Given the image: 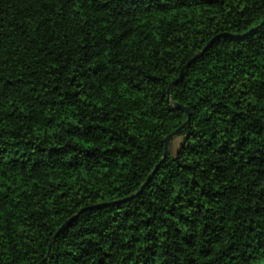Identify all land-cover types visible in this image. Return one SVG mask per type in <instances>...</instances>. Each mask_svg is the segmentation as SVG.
Segmentation results:
<instances>
[{
	"label": "trees",
	"instance_id": "1",
	"mask_svg": "<svg viewBox=\"0 0 264 264\" xmlns=\"http://www.w3.org/2000/svg\"><path fill=\"white\" fill-rule=\"evenodd\" d=\"M0 264H264V0H0Z\"/></svg>",
	"mask_w": 264,
	"mask_h": 264
},
{
	"label": "water",
	"instance_id": "2",
	"mask_svg": "<svg viewBox=\"0 0 264 264\" xmlns=\"http://www.w3.org/2000/svg\"><path fill=\"white\" fill-rule=\"evenodd\" d=\"M209 48V47H208ZM207 48V49H208ZM207 49L205 50V51H207ZM204 51V52H205ZM204 53H202V54H200L199 56H197L194 60H192L187 66H186V68H188V67H190L195 61H197L202 55H203ZM183 72H182V74H181V76H180V78L176 81V82H174L173 84H172V86L170 87V90L168 91V98H169V101H171V88L173 87V86H175V85H177V84H179L180 82H182L183 81ZM176 108H178V109H182V107L181 106H179V105H177L176 106ZM186 112H187V114H188V120H187V122L181 127V128H179L176 132H174L173 134H171L167 139H166V141H165V157H166V153H167V150L169 149V146H170V144H171V141L175 138V137H177L189 124H190V115H189V113H188V111L186 110ZM158 169H159V166L156 168V170L153 172V174L148 178V180L146 181V183L143 185V187H142V189H141V191H143L145 188H146V186L150 183V181L152 180V178H153V176L155 175V173L158 171ZM141 191H140V193H141ZM139 193V194H140ZM138 194V195H139ZM137 195V196H138ZM136 197V196H135ZM135 197H133V198H135ZM86 211V210H85ZM77 218H78V216H76V217H74L72 220H70L66 225H64L59 231H58V233L56 234V236L52 239V241H51V244H50V248H49V253H48V256L50 255V253H51V250H52V245H53V242L61 235V233L68 227V226H70L74 221H76L77 220Z\"/></svg>",
	"mask_w": 264,
	"mask_h": 264
},
{
	"label": "rangeland",
	"instance_id": "3",
	"mask_svg": "<svg viewBox=\"0 0 264 264\" xmlns=\"http://www.w3.org/2000/svg\"><path fill=\"white\" fill-rule=\"evenodd\" d=\"M183 141H184V138L183 137H175L171 141V144L169 146V152H170V154L173 157H175L177 155V153L179 152Z\"/></svg>",
	"mask_w": 264,
	"mask_h": 264
}]
</instances>
